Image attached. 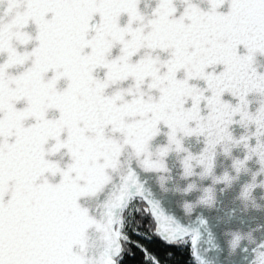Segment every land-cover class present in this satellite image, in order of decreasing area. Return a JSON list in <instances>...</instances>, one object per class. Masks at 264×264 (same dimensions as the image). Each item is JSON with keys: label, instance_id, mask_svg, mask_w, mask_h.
Returning <instances> with one entry per match:
<instances>
[{"label": "snow or ice", "instance_id": "6c2138e0", "mask_svg": "<svg viewBox=\"0 0 264 264\" xmlns=\"http://www.w3.org/2000/svg\"><path fill=\"white\" fill-rule=\"evenodd\" d=\"M264 264V0H0V264Z\"/></svg>", "mask_w": 264, "mask_h": 264}, {"label": "trees", "instance_id": "16d2710c", "mask_svg": "<svg viewBox=\"0 0 264 264\" xmlns=\"http://www.w3.org/2000/svg\"><path fill=\"white\" fill-rule=\"evenodd\" d=\"M148 250L157 255L164 264H190L187 249L169 248L159 240L149 242L141 241ZM133 255L126 257V264H144V254L136 248L132 249Z\"/></svg>", "mask_w": 264, "mask_h": 264}]
</instances>
